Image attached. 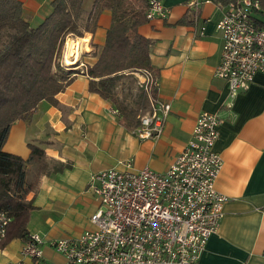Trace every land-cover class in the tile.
<instances>
[{
    "label": "crops",
    "instance_id": "0c3cea01",
    "mask_svg": "<svg viewBox=\"0 0 264 264\" xmlns=\"http://www.w3.org/2000/svg\"><path fill=\"white\" fill-rule=\"evenodd\" d=\"M19 1L24 17L35 26L50 14L53 0ZM189 1L161 0L166 18L152 19L138 29L153 41L149 56L158 71L155 97L170 105L156 139L137 137L133 129L138 123L124 124L112 112L116 107L111 101L89 91L84 66L95 63L93 53L104 45L110 12L100 14L94 33L68 36L67 42H87L73 56L65 49L71 64L77 60L69 72L70 83L55 97L58 105L41 102L27 118L11 125L3 145L4 152L25 160L29 144L44 149L45 171L27 196L33 205L27 230L42 239L43 257L35 261L22 256L20 239L3 240L0 264H65L50 243L92 227L89 218L99 200L90 188L91 176L123 169L126 162L134 169L165 172L190 140L202 112L221 119L214 150L222 167L215 189L226 202L219 228L208 238L198 264H264V75L256 74L249 88L228 105L227 83L214 76L222 45L216 25L228 0H200L197 10L188 7ZM36 169L28 165L27 183Z\"/></svg>",
    "mask_w": 264,
    "mask_h": 264
},
{
    "label": "built area",
    "instance_id": "2783aa9c",
    "mask_svg": "<svg viewBox=\"0 0 264 264\" xmlns=\"http://www.w3.org/2000/svg\"><path fill=\"white\" fill-rule=\"evenodd\" d=\"M200 3L190 0L188 7L197 10ZM225 9L216 25L222 45L214 76L227 83L231 105L256 74L264 75V0L229 1ZM167 14L161 0H149L147 21ZM133 75L149 104L147 113L137 117L133 133L141 139H156L170 105L154 96L158 78L151 71ZM220 123L216 114L200 113L190 140L165 172L134 169L126 162L123 169L93 174L90 188L99 204L89 218L92 227L77 237L55 240L51 247L65 264H198L208 238L219 228L226 202L215 189L222 167L214 150ZM11 221L0 211V242ZM42 243L38 235H31L21 255L42 259Z\"/></svg>",
    "mask_w": 264,
    "mask_h": 264
},
{
    "label": "trees",
    "instance_id": "16d2710c",
    "mask_svg": "<svg viewBox=\"0 0 264 264\" xmlns=\"http://www.w3.org/2000/svg\"><path fill=\"white\" fill-rule=\"evenodd\" d=\"M83 4L84 0H53L50 14L32 26L19 0H0V211L12 219L4 242L30 238L27 224L33 205L27 196L45 171L46 155L39 144H29L25 160L4 152L3 145L11 125L27 118L41 102L58 105L56 95L71 81L61 64L66 38L94 33L100 14L110 12L104 45L93 53L96 61L86 65L84 73L89 91L111 101L126 125L137 124L138 118L130 107L116 101L118 82L141 70L158 77L149 56L153 41L138 32L147 22L149 0H93L88 12ZM30 163L37 172L27 183Z\"/></svg>",
    "mask_w": 264,
    "mask_h": 264
},
{
    "label": "rangeland",
    "instance_id": "374dc122",
    "mask_svg": "<svg viewBox=\"0 0 264 264\" xmlns=\"http://www.w3.org/2000/svg\"><path fill=\"white\" fill-rule=\"evenodd\" d=\"M92 3L93 0H84V4H83L84 9L88 10L91 7ZM67 38L65 40L62 51L61 64L65 71L72 72L73 69H75L72 67L76 65L77 59L72 60L74 62L72 64L66 63L65 49H66ZM84 70H85V66H84ZM142 96H143L142 91L139 88V85L137 83V78L134 75H126L118 82L116 88V95H115L116 101L118 103H123L128 107H130L137 117L146 114L147 111L149 110V104Z\"/></svg>",
    "mask_w": 264,
    "mask_h": 264
},
{
    "label": "bare ground",
    "instance_id": "6f19581e",
    "mask_svg": "<svg viewBox=\"0 0 264 264\" xmlns=\"http://www.w3.org/2000/svg\"><path fill=\"white\" fill-rule=\"evenodd\" d=\"M86 40H81L80 42H77V43L76 42H67L66 43V48L71 52V56H73L74 53H78L79 52L81 43L82 42H87ZM71 56L69 55V56H67L65 58L66 59V63L71 64V59L68 58V57H71Z\"/></svg>",
    "mask_w": 264,
    "mask_h": 264
}]
</instances>
